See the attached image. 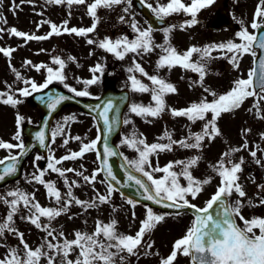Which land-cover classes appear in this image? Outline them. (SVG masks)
I'll use <instances>...</instances> for the list:
<instances>
[{
    "label": "snow or ice",
    "instance_id": "obj_1",
    "mask_svg": "<svg viewBox=\"0 0 264 264\" xmlns=\"http://www.w3.org/2000/svg\"><path fill=\"white\" fill-rule=\"evenodd\" d=\"M27 2H31V0H27ZM47 2L56 5L67 4L69 7L73 5H86L87 15L93 19L92 26L77 29L75 27L68 28L67 21H64L60 26L44 21L43 23H49L51 28V31L47 35H30L15 28L10 29L9 34L21 37L26 42L46 40L52 35L58 36L64 33L87 37L95 31L99 22L97 17L98 9H114L116 6L122 4L131 6V0H93L90 4H87L86 0H47ZM214 2L215 0H190V3L186 4L183 0H168L166 4L158 3L155 8L151 4L147 5V7L153 11L159 21H163L165 18L173 15L182 14L190 17L189 20L179 25L180 29L184 30L196 25L198 13L209 8ZM12 10L15 11V9ZM123 11L128 12V7H125ZM120 21L124 22L123 16L120 17ZM238 23L241 24L240 30L236 33V38L240 41L239 43L230 40L203 47L191 46L183 53L178 52L168 41V35L176 25L164 30L165 44L163 45L154 44L151 26L141 29L136 22L130 24L132 32L135 33L133 39L121 36L114 40L108 37L100 41L91 38L86 40L88 45L95 44L98 48L114 55L119 60L125 59L129 54H134L132 66L127 69L130 73L128 79L131 90L149 94L151 102L148 105H132L130 108L131 113L149 122V117L157 118L168 110L174 118L184 117L192 124L197 121L204 122L200 132L192 133L189 130L186 138L179 141L172 139L171 134L167 130H165L162 136L158 137V140H167L168 143H153L149 145L142 134L138 135L135 132L123 141L125 145L138 153V159L130 162L131 166L151 181V185L149 186L139 179L135 180V183L144 190L145 195L143 198L153 201L158 205L162 204L165 208H176L177 210L190 209L194 214L192 224L185 235L174 241L172 251L166 258H161L160 264H174L178 255L188 257L190 264H264V217L246 219L241 214V209L246 206L243 202L246 192L242 184L239 183V174L243 171L242 166L245 161L243 157H240L238 162H234L232 159L234 153L248 150L249 145L246 140L241 147L229 148L222 153L215 165H210L212 172L219 177L220 182L214 194L203 208H199L191 203V200H195L212 180V177L200 180L193 176L192 169L198 167L201 159L200 156H193L186 160L170 161L163 168L159 166L153 168V172L163 173L159 179H154L153 175L145 170L146 166L152 167L150 160L152 155L164 151H172L174 146H179L183 149L201 150L203 142L206 139L210 142L221 135L217 126V121L221 115L238 110L250 97L256 98L253 108L256 109L257 118L264 119V115H261L260 109V102L264 101V55L260 57L258 65L249 71L248 78H237L233 82L232 88L226 93L218 94L203 85V81L208 74L207 65L211 60L218 58L227 59L234 68H238L239 62L244 55L248 54L256 57L257 49L264 52V31H261V29H264V0H259L253 14V20L250 24L253 32L250 33L242 21H238ZM3 31V29H0V32ZM156 48H159L162 53L156 64L158 70L166 68L171 71L174 67H180L183 70L196 73L198 76L196 83L203 88L204 93L207 95L202 97L198 102H192L188 107L183 109L167 108L165 98L170 94H176L177 88L158 75H149L135 59L136 56L149 54ZM14 51L15 49L11 48H0V53L9 58ZM213 52H218L221 55L213 56ZM194 54L198 55L199 58L197 60L192 59ZM68 60L74 61L75 58L69 56ZM25 63L31 65V61H26ZM52 63L57 65L58 68L54 69L43 63L32 65L36 72H40L41 69L46 71L45 81L42 84L24 79L19 72L12 68L16 80L22 81L26 85V87L17 90L18 94L28 97L33 92H39L48 88L54 81L63 83L66 79L64 75L66 61L60 57H53ZM90 72L93 73L91 79L78 80V82L85 85V90L78 91L67 84L64 86L77 97L87 96L89 94L86 90L87 86L98 82L99 77L95 74L102 73L103 68L100 64H96L90 69ZM135 73H139L140 76L146 78L150 82V85L138 79ZM257 89H259V93ZM10 93L11 86H9V92H0V103L15 107L22 102ZM208 96H211L212 100H209ZM65 99L67 97L50 96L47 106L50 110H55L57 105ZM97 108L100 109L101 106L97 105ZM113 108L114 105L109 100L98 112V119L103 122L104 126V151L103 158H101L98 151L96 152L100 167L93 171L91 175H85L84 171H77L73 168L64 169L58 167V165H61L64 161L82 159L86 153L96 151L97 144L101 139L99 135L90 143L82 142L79 151H70L69 154L64 155L60 159H56L54 155H50L46 169L37 167V172L33 174L32 180L29 183L35 182L42 185L46 190V198L53 202L56 207H44L36 200L35 193L29 194L20 189L10 190L0 195V204L7 208L6 214L0 217V240H3L7 233L15 236L19 241L18 246H8L0 243V247L7 248L6 254L0 258V264H41L42 260L46 261V264H126L129 257L135 256L138 259L141 249H144L145 255L152 254L150 250L153 248L154 242H150L145 238L150 236L156 226L165 220V215L156 214L150 207H146L145 217L140 221L139 229L135 235L118 232V222L115 219H112L109 223L97 220L92 233L75 231L73 233L74 239L71 240L67 239L63 231H57L52 227V221L61 215L67 214L68 210L74 205L87 211L89 208H98L101 205L111 203V197L116 190L114 186L108 183L106 194H101L94 185L102 171H106L107 177H110L111 180H116L111 168L107 166L108 157L117 154L108 144V136L117 123L116 119L109 116ZM252 110L250 108L248 111L251 112ZM209 114H211V119H208ZM23 119L19 115L16 117L18 131L13 136L14 140L20 141L21 133L19 126ZM72 119L69 116L66 118V122ZM124 123L130 124L132 121L126 119ZM249 132L250 129H243L242 136H246ZM63 133V127H57L53 132V137ZM260 138L264 140V133L260 134ZM69 139L80 140L81 138L79 136L65 138L64 145L69 143ZM36 140L41 146L45 145V134L43 131L36 134ZM254 147L255 150L249 151V155L253 158L254 163L260 165L261 160L257 158V151L264 152V149H260L258 144ZM16 148L20 149V156L26 154V146L23 142L12 144L0 141V149L12 150ZM35 159L40 160L42 157L37 156ZM18 162L19 156L17 155L10 154L8 157L0 159V166H3L0 167V181L16 173ZM81 168L83 169V165H81ZM48 171L56 173L59 177L63 178L66 192L62 193L55 186V182L44 179ZM67 173H74L75 176L81 177L86 184L93 186L95 195L92 200L82 201L74 195L73 189L79 188L81 185L76 180L69 182ZM128 179L132 180L133 177L129 176ZM181 179L185 181L184 184L180 183ZM104 182V180L100 181V183ZM258 188L264 189V185H259ZM233 194L237 195L238 199L229 203ZM126 202L135 208V201L127 199ZM260 205H264V196L259 198V205L253 204L251 200L247 202L248 207ZM21 209L26 212V215L20 217L22 220L46 233L43 242L35 249L31 248L24 240V233L19 232L15 227L14 218L20 213ZM113 211L115 212L116 209L113 208ZM132 217L135 219V212H133ZM69 219H72V217L69 216ZM237 219L242 222L243 227L237 223ZM42 220L47 222L42 223ZM257 230L259 234H257ZM49 237H51V240H49ZM53 241L56 242L53 243ZM74 252L77 253L75 259H69ZM155 255H159V253L157 252Z\"/></svg>",
    "mask_w": 264,
    "mask_h": 264
},
{
    "label": "rangeland",
    "instance_id": "obj_2",
    "mask_svg": "<svg viewBox=\"0 0 264 264\" xmlns=\"http://www.w3.org/2000/svg\"><path fill=\"white\" fill-rule=\"evenodd\" d=\"M87 1L92 2L93 0ZM147 1L153 6V8H155L158 3L166 4L168 2V0ZM183 2L188 4L190 3V0H183ZM258 3L259 0H215L209 8L198 13L197 24L190 28L181 30L179 27V25L190 19L188 16L181 14L167 17L168 25L161 31H153L152 40L154 44L157 45L165 44L164 30L176 25V27L170 31L168 41L171 46L180 53L185 52L191 46L203 47L205 45L219 44L230 40L239 43L240 41L236 38V33L240 30L241 24L238 23V21H242L243 25L248 28L250 33L253 32L250 24L253 20V14ZM125 7H128V12L123 11ZM222 7L227 8L237 29H225L222 31H211L207 29L206 23L208 19L216 10ZM12 9H15V11ZM97 11H99L97 15L99 22L97 23L95 31L92 32L94 34L93 37H89L92 33L87 37L64 33L58 36L52 35L46 40H32L26 42L21 37L10 35L9 30L15 28L18 31L30 35L44 36L51 31L50 24L43 23L44 21L54 23L58 26L62 25L64 21H67L68 28L75 27L79 29L91 27L93 19L89 20L83 7H76L73 11L68 12L64 5L50 4L47 0H31V2H27V0H24V2H22V0H0V29L4 30L3 32H0V48L15 49L10 58L5 57L0 53V86L4 88L1 92H8L9 86H11V90L15 94L14 97L22 101L15 107L0 103V141L17 144V140L13 139V136L18 131L16 124L17 115L24 118L19 126L20 133L22 124L25 122H32L33 117L36 115L32 103L28 101L30 96L23 97L18 94L16 88L19 83L18 80H16L12 68L19 72L23 78L25 75H28L27 79L32 80L37 84H42L45 81V70L41 69L40 72H36L32 65L43 63L55 69L56 65L52 63V58L61 56V59L66 60V67L64 69L66 79L63 83L59 81H54L53 83L62 85L67 84L78 91H83L85 90V85L78 82V80L83 81L91 79L93 73L90 72V69L96 64H100L103 68V72L95 74L99 77L98 82L91 86H87L86 90L89 94L82 97L95 99L103 92H117L129 89L132 97L131 101H134V103L139 102L142 104L145 101H148V95L146 96L145 93L131 90L130 81L128 79L130 73L127 69L132 66L134 54H129L125 57V60L120 61L114 55L106 53L98 48L95 44L88 45L86 40L91 38L100 41L105 37L110 38V32H113L114 28L122 25L131 28L130 24L132 22H136L141 29H146L149 26L138 15L132 4L130 7L128 4H122L116 6L114 9L100 8ZM121 16L124 17V22L120 21ZM46 24L48 25V28ZM80 24L85 25L78 27ZM42 49L43 51H41ZM161 54V50L156 48L149 54L136 56L135 59L138 63L141 62L143 64L140 63L149 75L158 74L161 77L165 76L162 75L164 69L158 70L156 66L157 60ZM220 55L221 54L218 52H213V56ZM69 56L74 57L75 60L69 61ZM198 58V55L194 54L192 59L197 60ZM253 60L254 57L252 55L246 54L240 60L238 68H234L227 59L218 58L211 60L207 65V87L215 92L221 91L222 88V91H225L226 93L232 88L233 82L237 78H248V73L252 69ZM26 61H31V65L26 64ZM169 72L180 80L187 78L189 82L184 83L183 81H177V78H174L172 82L167 80L173 85L174 83L176 85L183 84L179 86V91L182 93L181 96H171V94L167 96V108L181 109V107L186 104L189 106L192 102L198 101L194 95V79L198 78V76L194 74L192 75L191 71L183 70L180 67L172 68ZM135 75L138 79L142 80V82H146L150 85V82L146 78L140 76L139 73ZM186 84L192 85L187 89ZM22 87H26V85L22 83ZM28 87L30 88V86ZM137 95H141V100L138 99ZM255 100V97H250L238 110L232 113L222 114L218 119V121H220L219 126L221 135L210 142L206 139L203 142L201 150L183 149L179 146H174L172 151H164L152 155L150 157L152 167L149 168L146 166L145 170L150 172L154 179H159L163 173L153 172V168L157 166L163 168L170 161L186 160L193 156H200L201 159L199 165L192 169V174L200 180H203L206 177H212V180L209 185L205 186L204 191L195 200H191V202L197 207L203 208L205 207L206 202L214 194L216 187L220 182L219 177L212 172L210 165H215L220 159L222 153L229 148L241 147L246 140L249 145L248 150L236 152L232 156L234 162H238L240 157H243L245 161L242 166L243 171L239 174V183L242 184L243 189L246 192V197L243 201L246 206L241 209V214L246 219L264 217V205L256 207L247 206L249 200H251L253 204L259 205V198L264 193V189L258 188L259 185H264V152L257 151V158L261 160L260 165L254 163L253 158L249 155V151L255 150L254 146L257 144L260 146V149H264V140H261L260 138V134L264 133V119H258L256 116V109L253 108ZM132 103L133 102L128 104L124 111V120H130L132 123H124L122 129L113 140L114 143L119 146L121 153L130 166V162L138 159V153L125 145L123 141L125 138L130 137L133 132L138 135L142 134L149 145L153 143H168L167 140H158V137L162 136L165 130L171 134L172 139L179 141L186 138L189 130L192 133L200 132L204 123L203 121H198L192 124L184 117L174 118L168 110L157 118L149 117V122H146L144 118L131 113L130 108L134 105V103ZM250 108L253 109L251 112L248 111ZM260 109L261 115H264V101L260 102ZM69 116L73 119L66 122V118ZM208 116H211V114ZM57 127H63L64 133L54 137L51 155H54L56 159L62 158L64 155L69 154L70 151H79L81 147L79 144L82 142L90 143L99 135V129L95 120L81 110L71 106L65 107L57 115L53 124V132ZM243 129H250V132L246 136H242ZM77 136L82 138L80 142L73 145L74 139H69V143L64 145L65 138ZM21 138H23L22 135ZM17 149L18 148L12 150L0 149V159L11 152H15ZM96 152L97 149L96 151L86 153L82 159L64 161L61 165H58V167L64 169L73 168L77 171H84L85 175H91L93 171L99 168V161L97 160ZM81 165H83V169L81 168ZM132 168L135 170L134 167ZM175 170L178 171L179 169ZM30 172L33 173L35 170H29V173ZM138 173L142 174L141 172ZM32 176L33 174L26 176L25 179L29 180ZM144 177L147 179L146 176ZM51 178L59 179V176L56 173L48 171V180H51ZM67 179L69 182L76 180L81 185L79 188L73 189V193L77 198L84 201L92 200L94 197V192L91 189L92 185L86 184L81 177L75 176L74 173H67ZM101 180H104L102 174L97 177V182L94 187L101 194H106L107 183H100ZM27 182L28 181L21 185H16L14 182L13 184L2 186L0 187V195L5 194L7 191L14 190L16 187L19 189L20 186L26 193H35L36 200H38L42 206L48 207L50 200L45 199L44 194L39 188L35 189L34 185H32L31 188L25 186ZM149 183L151 184V181H149ZM180 183L184 184L185 181L181 179ZM58 185L63 187L61 182H58ZM58 185L55 184L56 187ZM88 188H90L89 192L86 193L85 191ZM61 192H66L65 186ZM127 199L131 198L122 196L117 190H115L111 197L110 204L101 205L98 208H89L87 211L74 205L68 210L67 214L61 215L53 220L52 227L57 231H63L67 239L71 240L74 239L73 233L75 231L92 233L95 229L97 220L109 223L112 219H115L118 222V232L135 235L136 231L139 229L140 221L145 217L146 207L150 206L136 202V206L133 208L126 202ZM236 199H238L237 195L233 194L230 201L234 202ZM113 208L116 209L115 212L113 211ZM153 211L156 212V214L165 215V220L160 222L151 235L145 238L150 242H154V246L150 250L152 254L145 255L144 249H141L139 258L137 259L135 256L129 257L126 264H160L161 258H166L170 254L174 241L185 235L194 219V215L186 211L174 214H167V212L164 213L155 209H153ZM6 212L7 208L0 204V217L5 215ZM133 212H135V219L132 217ZM23 214H26V212L21 209L20 213L14 218L15 227L19 232L24 233V240L31 248L35 249L43 242L46 233L22 220L20 217L23 216ZM69 216H71L72 219H69ZM46 222L47 221L42 220V223ZM238 222L240 223V226L243 227L242 222L239 220ZM257 233L259 234L258 230ZM49 240H51V237H49ZM55 242L56 241H53V243ZM0 243H4L8 246L19 245V241L15 236L7 233L5 238L0 240ZM6 251L7 248L0 247V258L6 254ZM157 252L159 255H155ZM76 254L77 253L74 252L69 259L74 260ZM41 264H46V261L42 260ZM174 264H190V259L178 255Z\"/></svg>",
    "mask_w": 264,
    "mask_h": 264
},
{
    "label": "water",
    "instance_id": "obj_3",
    "mask_svg": "<svg viewBox=\"0 0 264 264\" xmlns=\"http://www.w3.org/2000/svg\"><path fill=\"white\" fill-rule=\"evenodd\" d=\"M135 2H136L137 5H139V6L141 7V9H142L146 14L148 13L146 7H145L142 3L138 2L137 0H135ZM223 15H224V13H222V12L219 11V12L216 14V16L213 18V20H212L211 22H213V21H214V22H220V21H221V16H222V20L224 19V18H223ZM218 19H220V20H219V21H215V20H218ZM152 22H153V21H152ZM211 22H210V23H211ZM260 56H262V54H261ZM126 98H127V94H126V93H122V94H120L119 96H114V95H111V94H107V95L104 96V98H102V99H101L100 101H98L97 103H82L81 101H77V103L80 104V105H82V106H84L87 110H89V111H91L92 113L96 114L97 117H98V112H99V110L102 109L103 105H104L106 102H108L109 100L112 101V103H113V105H114V108H113V111L109 114V116H110V118H114V119H116V120H117V123H116V125H115L113 131L111 132V134L108 136V144H109V146H110V147H111V148H112L117 154L114 155V156L108 157V160H107V166L111 168V170H112V174L116 177L115 182H116V183L118 182V183H117V186L119 187V189H120L121 191L126 192V193H128L129 195L134 196V197H136V198H138V199H140V200L150 202V203H152V204L155 205V206H158V207H161V208H165V207H163L162 204H159V205H158V204L154 203L153 201L145 200V199L143 198L144 195H145L144 190H143L142 188H140V186L137 185V184L135 183V180H136V179H139V180H141L143 183H145V181H144L141 177L135 175L134 173H132L131 171H129V170L126 168V166L124 165V163H123V161H122V159H121V157H120V155H119V152H118V150L116 149V147L113 146V145H111V144L109 143V139H110V137L112 136V134H113L114 132H116V131L119 129V127H120V125H121V120H120V118H119V112H120L121 106H122V104L125 102ZM97 105L101 106V108L98 109V108H97ZM99 122H100V124H101V128H102V140L100 141L99 146H100V149H101V151H102V158H103V151H104V139H103V137H104V130H103V129H104V126H103V122H102V121L99 120ZM29 150H30V146H29V148L26 150V154H25V155H23V156H20V155H19V162H18V165H17V171H16V173L13 174V175L7 176V177L5 178V180L0 181V183L6 181V180L9 179V178H14V177L17 176V173H18V170H19V166H20V164L22 163L24 157H25V156L27 155V153L29 152ZM0 167H3V166H0ZM118 167H119V168L122 170V172H123V178H121V175H120L119 172H118ZM103 172H104L105 176L107 177V175H106V171H103ZM129 176H132L133 179H132V180H129V179H128ZM107 178L111 180L110 177H107ZM145 184H147V183H145ZM147 185H148V184H147ZM132 188H133V189H132ZM131 189H132V190H131ZM165 209L177 210L176 208H165ZM180 210H182V209H180ZM191 211H192V210H191ZM213 214H214V213H213Z\"/></svg>",
    "mask_w": 264,
    "mask_h": 264
}]
</instances>
